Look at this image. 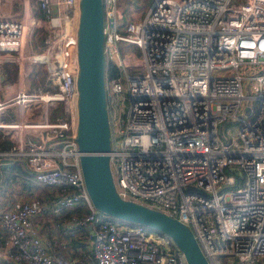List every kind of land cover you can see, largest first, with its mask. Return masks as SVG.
<instances>
[{
    "label": "built area",
    "instance_id": "obj_1",
    "mask_svg": "<svg viewBox=\"0 0 264 264\" xmlns=\"http://www.w3.org/2000/svg\"><path fill=\"white\" fill-rule=\"evenodd\" d=\"M135 3L102 0L114 190L187 227L207 264H264V0ZM2 6L0 188L8 174L37 189L0 206V264H186L169 238L98 214L87 196L75 142L78 0H20L17 16ZM43 26L36 52L31 34ZM30 66L44 70L46 91L28 89ZM84 229L91 257L71 260L65 241Z\"/></svg>",
    "mask_w": 264,
    "mask_h": 264
},
{
    "label": "water",
    "instance_id": "obj_2",
    "mask_svg": "<svg viewBox=\"0 0 264 264\" xmlns=\"http://www.w3.org/2000/svg\"><path fill=\"white\" fill-rule=\"evenodd\" d=\"M103 25L102 0H78L75 142L81 153L79 168L90 203L98 214L108 219L163 234L182 254L186 264H207L187 227L154 209L121 199L114 190L107 158L110 141Z\"/></svg>",
    "mask_w": 264,
    "mask_h": 264
},
{
    "label": "rangeland",
    "instance_id": "obj_3",
    "mask_svg": "<svg viewBox=\"0 0 264 264\" xmlns=\"http://www.w3.org/2000/svg\"><path fill=\"white\" fill-rule=\"evenodd\" d=\"M135 3V9L136 8H143L145 9V7L147 6L148 0H134ZM47 28L46 26L41 27L35 34H31V44L33 45L34 51L39 52L40 48L42 47L43 44V39L47 36ZM7 69H12V73H16V68L14 65L9 66L8 68L3 67V71L6 72ZM29 73H28V77H27V85H28V89L30 91H46L47 90V85H45L44 81L45 80V72L44 70L39 67V66H30L29 67ZM14 80V78L12 79ZM3 81L4 82H11L7 79V77H3ZM13 82V81H12ZM47 84V83H46ZM56 113L59 112V109H57L55 111ZM8 117L6 118V120H10L13 118V114L10 113V111H7ZM2 141H7V136L3 135V133L0 132V143ZM11 178V177H8ZM27 180H24L23 178L19 177H12L10 179L9 184H4L3 187H8V190H10V196L12 194L15 195H21V194H26V192L30 191V189L32 190H36V187H31L30 184H28L26 182ZM43 190H46V188H43L40 190V193L43 192ZM39 193V192H38ZM2 197V196H1ZM6 199V198H4ZM3 199V201H4ZM0 206H2L0 204Z\"/></svg>",
    "mask_w": 264,
    "mask_h": 264
},
{
    "label": "crops",
    "instance_id": "obj_4",
    "mask_svg": "<svg viewBox=\"0 0 264 264\" xmlns=\"http://www.w3.org/2000/svg\"><path fill=\"white\" fill-rule=\"evenodd\" d=\"M19 1L20 0H1V3H3L2 10L7 14V15H16L20 13V6H19ZM12 69H7L6 70V75L7 79L9 81H14L12 80L13 78L15 79V72H11ZM20 175V174H18ZM22 176V175H21ZM14 177V176H13ZM10 180H5L3 181V184L0 188V204L3 205L8 198H10V190H8V187H3L4 184H9ZM2 196V197H1ZM6 198V199H4ZM4 199V201H3ZM40 226L41 234L42 237H47L48 239L50 238V235H47V226L44 222L39 221L37 223ZM88 235H90L89 230H82L77 234V236L74 239H77V244L74 241H70L67 238L63 247V254L71 259V260H77L84 257H91V245H92V238H89ZM74 243V245L70 243Z\"/></svg>",
    "mask_w": 264,
    "mask_h": 264
},
{
    "label": "trees",
    "instance_id": "obj_5",
    "mask_svg": "<svg viewBox=\"0 0 264 264\" xmlns=\"http://www.w3.org/2000/svg\"><path fill=\"white\" fill-rule=\"evenodd\" d=\"M117 74V72H116V70L112 67V66H108V67H106V75H109V76H115ZM44 83H45V85H46V82L44 81ZM9 146V143L7 142V141H2L1 143H0V148H2V149H4V148H6V147H8ZM11 172H14V173H16V174H20V175H23V174H25V170L21 167V166H19L18 164H15V165H13L12 167H11ZM8 177H13V176H11V175H8V174H6L5 176H4V181L6 180H10L11 178H8ZM70 241H74L76 244H77V242H76V240H74V239H72V240H70ZM71 245L73 244L74 245V243L72 242V243H70Z\"/></svg>",
    "mask_w": 264,
    "mask_h": 264
}]
</instances>
